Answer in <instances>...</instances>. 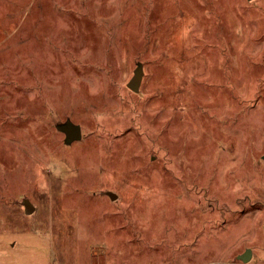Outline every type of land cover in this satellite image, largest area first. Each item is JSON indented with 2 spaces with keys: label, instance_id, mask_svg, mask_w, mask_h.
Returning a JSON list of instances; mask_svg holds the SVG:
<instances>
[{
  "label": "rangeland",
  "instance_id": "rangeland-1",
  "mask_svg": "<svg viewBox=\"0 0 264 264\" xmlns=\"http://www.w3.org/2000/svg\"><path fill=\"white\" fill-rule=\"evenodd\" d=\"M0 264H264V0H0Z\"/></svg>",
  "mask_w": 264,
  "mask_h": 264
},
{
  "label": "water",
  "instance_id": "water-1",
  "mask_svg": "<svg viewBox=\"0 0 264 264\" xmlns=\"http://www.w3.org/2000/svg\"><path fill=\"white\" fill-rule=\"evenodd\" d=\"M143 76H144V67L142 63H139L134 70L133 77L127 84L128 88L135 93L139 92L143 81ZM57 129L65 134V143L67 145H71L74 142L80 141L82 139L83 133H82L81 125L76 124L70 120L58 124ZM107 194L110 196L112 200H115L117 197V195L113 192H108ZM26 208H27V212H29L32 209L31 207V209L29 210L27 205ZM252 254L253 253L251 249H246V251L243 254L239 255L237 258L241 260L243 263H248L252 258Z\"/></svg>",
  "mask_w": 264,
  "mask_h": 264
}]
</instances>
